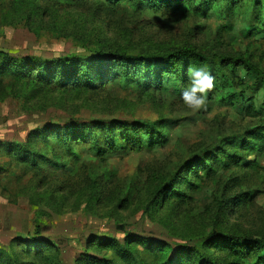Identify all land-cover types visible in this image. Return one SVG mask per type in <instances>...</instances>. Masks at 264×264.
Listing matches in <instances>:
<instances>
[{
    "label": "rangeland",
    "instance_id": "374dc122",
    "mask_svg": "<svg viewBox=\"0 0 264 264\" xmlns=\"http://www.w3.org/2000/svg\"><path fill=\"white\" fill-rule=\"evenodd\" d=\"M236 21V28H240ZM222 23L213 13L197 18L176 13L135 12L126 3L110 10L99 2L64 4L57 0H5L0 3V50L12 56L62 58L97 49L147 52L183 46L204 53L241 55L253 43L264 51V38L243 39L234 28L218 46ZM256 40V41H255ZM243 77V71L239 70ZM246 80V78H245ZM191 84L177 83L140 92L117 86L105 91L40 87L34 81L3 79L0 83V141L25 140L30 130L77 120L110 119L150 123L161 120L168 142L142 152L96 158L86 144L79 158L62 160L63 169L30 171L0 155V247L13 237L34 234L56 245L61 264H75L82 254L102 255L88 239H122L128 234L170 244L207 236L217 226L264 235V148L251 153L253 167L218 171L220 181L238 176L242 189L254 191L252 203L239 215L215 219V183L208 181L190 196L188 206L160 200L158 188L184 160L223 137L241 135L264 120L261 93L254 96L259 118H250L238 103L208 99L189 107L182 93ZM245 164V161L241 163ZM239 189L233 190L234 193Z\"/></svg>",
    "mask_w": 264,
    "mask_h": 264
},
{
    "label": "trees",
    "instance_id": "16d2710c",
    "mask_svg": "<svg viewBox=\"0 0 264 264\" xmlns=\"http://www.w3.org/2000/svg\"><path fill=\"white\" fill-rule=\"evenodd\" d=\"M5 0H0L2 4ZM64 4L99 2L110 10L126 3L132 11L176 13L186 11L197 18L213 13L222 24L216 32L218 46L224 34L234 28L243 39L264 38V0H57ZM236 21L240 28H236ZM256 41V40H255ZM241 55L204 53L183 46L168 51L97 49L89 54L73 53L62 58L12 56L0 50V83L3 79L34 81L40 87L105 91L117 86L146 93L172 86L191 84L192 69H203L211 78L204 93L208 99L226 105L238 103L250 118H259L254 96L244 97L246 89L261 93L264 108V51L248 43ZM239 70L243 71V77ZM246 78V80H245ZM168 125L161 120L150 123L110 119L77 120L66 125L32 129L22 142L0 141V155L7 162L36 172L63 169L62 160L79 158L77 145L84 143L91 155L106 158L129 152H142L168 142ZM264 148V120L241 135L223 137L200 148L184 160L158 188L164 205L178 202L188 206L189 194L211 181L215 183L213 201L215 219L239 215L252 203L254 191L240 188L238 176L223 182L221 169L253 167L251 153ZM245 161V164H241ZM239 189L231 194L233 190ZM41 225L26 239L13 237L0 247V264H61L56 245L39 236ZM88 243L102 255L82 256L75 264H264V235L217 226L205 236H196L183 244H170L128 234L122 239L95 236Z\"/></svg>",
    "mask_w": 264,
    "mask_h": 264
},
{
    "label": "clouds",
    "instance_id": "9594fccd",
    "mask_svg": "<svg viewBox=\"0 0 264 264\" xmlns=\"http://www.w3.org/2000/svg\"><path fill=\"white\" fill-rule=\"evenodd\" d=\"M191 86L182 93L183 101L193 109H199L205 104L204 93L211 87V78L203 69H192Z\"/></svg>",
    "mask_w": 264,
    "mask_h": 264
}]
</instances>
